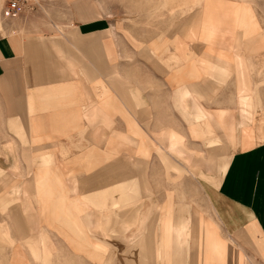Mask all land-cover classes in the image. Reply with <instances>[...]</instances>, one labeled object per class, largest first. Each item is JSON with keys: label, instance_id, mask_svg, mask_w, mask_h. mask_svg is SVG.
<instances>
[{"label": "crops", "instance_id": "0c3cea01", "mask_svg": "<svg viewBox=\"0 0 264 264\" xmlns=\"http://www.w3.org/2000/svg\"><path fill=\"white\" fill-rule=\"evenodd\" d=\"M178 3L166 42L107 1L3 21L0 264H264V0Z\"/></svg>", "mask_w": 264, "mask_h": 264}, {"label": "rangeland", "instance_id": "374dc122", "mask_svg": "<svg viewBox=\"0 0 264 264\" xmlns=\"http://www.w3.org/2000/svg\"><path fill=\"white\" fill-rule=\"evenodd\" d=\"M95 1L99 2L102 8L104 1H107V4L111 5V9H108V14H111L114 19H117V28L127 32L128 37L133 44H136V41L141 36V33L145 32L159 34V38H164V42H166V34L168 32H173L177 27V24H174L173 20H179L184 14H186L185 12L187 11H184L183 9H176L179 6L178 0ZM200 1L192 0V9L197 7ZM75 2L76 0H29L25 10L16 16L8 14L6 11L7 5H4V7H2L3 9L1 8L2 10H0V15L3 13L5 20H0V31H4L3 21L5 23L10 22L11 24H14L15 30L21 32L22 35L33 32L41 33L46 30L55 31L56 26L50 24V21L59 17L69 16L70 6L73 7L76 5ZM249 12L251 13V11ZM100 14L101 16L103 15V9ZM46 20L48 21L47 25L41 24V22H45ZM36 188L39 190L38 183L36 184ZM30 208L31 210L34 209L33 206H30ZM31 220L33 224V236L31 238L29 235L26 239L31 244H40L41 249L43 248L45 257L53 259L55 252L53 237L46 232H38L36 217L33 216ZM42 236L45 237L42 239ZM20 237L23 236L21 235ZM111 239L115 240L113 237ZM24 243L27 244V241ZM31 251L33 256H35L32 248Z\"/></svg>", "mask_w": 264, "mask_h": 264}, {"label": "built area", "instance_id": "2783aa9c", "mask_svg": "<svg viewBox=\"0 0 264 264\" xmlns=\"http://www.w3.org/2000/svg\"><path fill=\"white\" fill-rule=\"evenodd\" d=\"M29 0H10L6 6L8 14L18 15L23 12L27 6Z\"/></svg>", "mask_w": 264, "mask_h": 264}]
</instances>
